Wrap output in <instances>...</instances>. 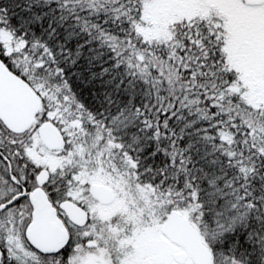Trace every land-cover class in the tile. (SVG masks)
I'll return each instance as SVG.
<instances>
[{
  "label": "snow or ice",
  "instance_id": "6c2138e0",
  "mask_svg": "<svg viewBox=\"0 0 264 264\" xmlns=\"http://www.w3.org/2000/svg\"><path fill=\"white\" fill-rule=\"evenodd\" d=\"M0 264H264V0H0Z\"/></svg>",
  "mask_w": 264,
  "mask_h": 264
}]
</instances>
